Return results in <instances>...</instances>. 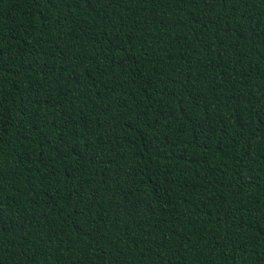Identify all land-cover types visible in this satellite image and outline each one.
<instances>
[{
    "label": "trees",
    "instance_id": "1",
    "mask_svg": "<svg viewBox=\"0 0 264 264\" xmlns=\"http://www.w3.org/2000/svg\"><path fill=\"white\" fill-rule=\"evenodd\" d=\"M0 264H264V0H0Z\"/></svg>",
    "mask_w": 264,
    "mask_h": 264
}]
</instances>
